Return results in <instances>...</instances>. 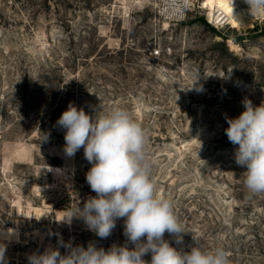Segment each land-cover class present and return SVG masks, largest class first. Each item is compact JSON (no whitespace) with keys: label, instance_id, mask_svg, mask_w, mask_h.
Segmentation results:
<instances>
[{"label":"rangeland","instance_id":"374dc122","mask_svg":"<svg viewBox=\"0 0 264 264\" xmlns=\"http://www.w3.org/2000/svg\"><path fill=\"white\" fill-rule=\"evenodd\" d=\"M224 1L223 11L207 0H0L4 264L126 242L123 219L105 239L63 219L96 195L83 149L63 151L56 121L70 103L90 115L126 108L147 130L158 192L188 232L179 245L165 233L174 247L190 250L195 236L232 264H264V194L245 189L225 134L245 98L264 102V15Z\"/></svg>","mask_w":264,"mask_h":264},{"label":"clouds","instance_id":"9594fccd","mask_svg":"<svg viewBox=\"0 0 264 264\" xmlns=\"http://www.w3.org/2000/svg\"><path fill=\"white\" fill-rule=\"evenodd\" d=\"M251 15H264V0H244ZM233 7V0H232ZM191 89L202 91L197 86ZM244 111L235 118L225 116V134L235 147L238 166L246 168L243 185L250 195L264 194V102L254 105L242 101ZM56 124L64 129L66 156L73 157L81 148L91 165L86 181L96 193L78 211L63 219L80 218L88 230L101 239L108 238L118 219L124 220V245L109 249L89 244L69 247L66 254L49 248L32 254L28 264H232L231 253L223 246L206 249L199 237L188 251L174 247L165 233L183 243L184 226L175 213L174 201L159 194L153 178L154 161L148 152V133L129 110L113 106L94 115L69 104ZM196 139V138H195ZM0 245V264H4ZM151 255V260L144 259Z\"/></svg>","mask_w":264,"mask_h":264},{"label":"bare ground","instance_id":"6f19581e","mask_svg":"<svg viewBox=\"0 0 264 264\" xmlns=\"http://www.w3.org/2000/svg\"><path fill=\"white\" fill-rule=\"evenodd\" d=\"M209 3H211L212 7H215L217 9L225 10V1L224 0H207Z\"/></svg>","mask_w":264,"mask_h":264},{"label":"built area","instance_id":"2783aa9c","mask_svg":"<svg viewBox=\"0 0 264 264\" xmlns=\"http://www.w3.org/2000/svg\"><path fill=\"white\" fill-rule=\"evenodd\" d=\"M188 9V7H185V9ZM209 22V24L212 26V27H219V26H222V24H220V22L218 21V22H216L215 20H214V22L212 21V20H208Z\"/></svg>","mask_w":264,"mask_h":264}]
</instances>
